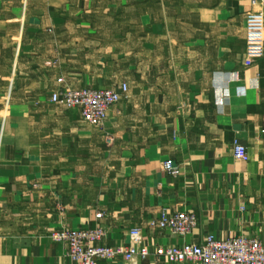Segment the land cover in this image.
<instances>
[{
	"label": "crops",
	"instance_id": "1",
	"mask_svg": "<svg viewBox=\"0 0 264 264\" xmlns=\"http://www.w3.org/2000/svg\"><path fill=\"white\" fill-rule=\"evenodd\" d=\"M264 0H0V264H76L49 235L105 229L128 247L239 236L264 242V56L243 64L245 15ZM103 127L51 103L114 89ZM111 136L109 144L105 134ZM248 160H235L233 144ZM170 161L177 175L164 171ZM187 212L184 237L151 226ZM101 214L98 218L97 215Z\"/></svg>",
	"mask_w": 264,
	"mask_h": 264
},
{
	"label": "built area",
	"instance_id": "2",
	"mask_svg": "<svg viewBox=\"0 0 264 264\" xmlns=\"http://www.w3.org/2000/svg\"><path fill=\"white\" fill-rule=\"evenodd\" d=\"M243 64L250 67L264 56V9L258 12H249L245 15ZM128 89L125 84L119 90L114 89H70L56 90L50 96L51 103L69 110H77L80 118L98 128H102L108 110L126 99ZM264 135V122L261 128ZM107 144L111 136H104ZM235 160H248L246 148L235 142L232 148ZM165 172L177 175L179 168L170 161L163 163ZM98 218L101 214L97 215ZM151 226L159 230H169L173 235L184 237L192 233L197 226V218L187 212L168 213L159 212ZM106 237L104 228L97 226L94 229H61L49 235L52 242L65 246L66 255L76 264L110 263L122 260L134 263L137 259L149 257V250L142 245L140 229L134 227L129 230L131 244L128 247H107L100 244ZM156 259H164L169 263L187 261L201 264H264V242L257 238L239 236L230 239H215L207 235L199 244H182L168 247H157L153 251Z\"/></svg>",
	"mask_w": 264,
	"mask_h": 264
}]
</instances>
